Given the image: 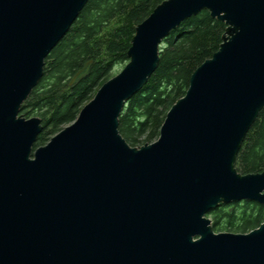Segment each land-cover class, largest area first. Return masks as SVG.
Listing matches in <instances>:
<instances>
[{
	"label": "water",
	"instance_id": "water-1",
	"mask_svg": "<svg viewBox=\"0 0 264 264\" xmlns=\"http://www.w3.org/2000/svg\"><path fill=\"white\" fill-rule=\"evenodd\" d=\"M90 0H0V264H264V223L212 228L222 204H264V172L234 168L264 109V0H165L136 27L129 63L75 122L35 149L21 107ZM208 10L228 30L191 76L157 141L130 147L126 103L156 71L164 39Z\"/></svg>",
	"mask_w": 264,
	"mask_h": 264
},
{
	"label": "trees",
	"instance_id": "trees-1",
	"mask_svg": "<svg viewBox=\"0 0 264 264\" xmlns=\"http://www.w3.org/2000/svg\"><path fill=\"white\" fill-rule=\"evenodd\" d=\"M165 0H90L45 61L44 76L21 107L20 117H38L46 145L112 77L128 64L136 27ZM119 22L117 26H114ZM114 26V27H113ZM113 27V28H112ZM228 26L203 10L164 39L160 61L147 84L126 103L119 132L130 147L158 140L164 119L190 86L193 73L220 50ZM33 117V118H34ZM234 168L240 175L264 172V109L243 141ZM208 217L214 232L246 234L264 223V204L242 201L217 206Z\"/></svg>",
	"mask_w": 264,
	"mask_h": 264
},
{
	"label": "rangeland",
	"instance_id": "rangeland-1",
	"mask_svg": "<svg viewBox=\"0 0 264 264\" xmlns=\"http://www.w3.org/2000/svg\"><path fill=\"white\" fill-rule=\"evenodd\" d=\"M119 24V22H116L115 23V25L114 26H117ZM113 26V27H114ZM112 27V28H113ZM126 66V64H119V65H117V66H115L114 67V70H113V72H112V77L111 78H113V77H115L116 75H118L120 72H121V70H123L124 69V67ZM34 116H31V118H33ZM67 127V126H66ZM157 141V140H156ZM143 146V145H142ZM134 148H140V147H134ZM208 218H210V217H208ZM210 220H211V218H210ZM223 232H227V231H223ZM221 233V232H220Z\"/></svg>",
	"mask_w": 264,
	"mask_h": 264
}]
</instances>
